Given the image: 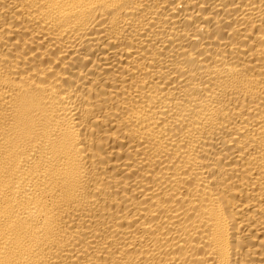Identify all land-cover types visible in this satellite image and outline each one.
<instances>
[{"label":"bare ground","instance_id":"bare-ground-1","mask_svg":"<svg viewBox=\"0 0 264 264\" xmlns=\"http://www.w3.org/2000/svg\"><path fill=\"white\" fill-rule=\"evenodd\" d=\"M0 264H264V0H0Z\"/></svg>","mask_w":264,"mask_h":264}]
</instances>
